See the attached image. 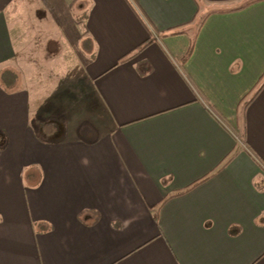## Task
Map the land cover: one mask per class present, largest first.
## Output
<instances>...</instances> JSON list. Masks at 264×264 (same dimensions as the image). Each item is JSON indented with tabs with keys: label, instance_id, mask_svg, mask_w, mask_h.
Returning a JSON list of instances; mask_svg holds the SVG:
<instances>
[{
	"label": "crops",
	"instance_id": "1",
	"mask_svg": "<svg viewBox=\"0 0 264 264\" xmlns=\"http://www.w3.org/2000/svg\"><path fill=\"white\" fill-rule=\"evenodd\" d=\"M263 82L264 0H0V264H264Z\"/></svg>",
	"mask_w": 264,
	"mask_h": 264
},
{
	"label": "rangeland",
	"instance_id": "2",
	"mask_svg": "<svg viewBox=\"0 0 264 264\" xmlns=\"http://www.w3.org/2000/svg\"><path fill=\"white\" fill-rule=\"evenodd\" d=\"M41 16V15H40ZM28 64H30V63H23V69L24 70H27V78H26V83L28 84V89H29V80L31 79H29V76H30V74H29V71L30 72H32V69L31 68H28ZM13 65H15V61H13L12 62V65L11 66H13ZM26 83H24V84H26ZM80 112V111H79ZM92 114H96V111H94L92 108H91V106H88V111H87V115H89V117H91L92 116ZM102 128L103 127H101L100 126V131L102 130ZM238 137H240L239 135H238Z\"/></svg>",
	"mask_w": 264,
	"mask_h": 264
},
{
	"label": "trees",
	"instance_id": "3",
	"mask_svg": "<svg viewBox=\"0 0 264 264\" xmlns=\"http://www.w3.org/2000/svg\"><path fill=\"white\" fill-rule=\"evenodd\" d=\"M148 43H149V40L146 41L145 43H143L142 45H140V48H142L143 46H145V45L148 44ZM10 73L13 75L12 72H10ZM263 86H264V82H263L262 86H260L259 89L255 92V94L253 95V97H252L251 100H253V99L257 96V94L260 92V90L263 88ZM251 100H250L248 103H250Z\"/></svg>",
	"mask_w": 264,
	"mask_h": 264
},
{
	"label": "built area",
	"instance_id": "4",
	"mask_svg": "<svg viewBox=\"0 0 264 264\" xmlns=\"http://www.w3.org/2000/svg\"><path fill=\"white\" fill-rule=\"evenodd\" d=\"M206 104H207V106H208L211 110L214 111V109L211 107V105H209L208 103H206Z\"/></svg>",
	"mask_w": 264,
	"mask_h": 264
}]
</instances>
